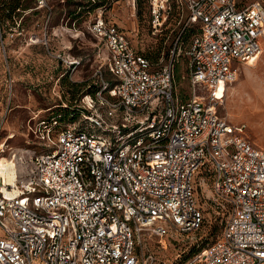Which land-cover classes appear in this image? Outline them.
Listing matches in <instances>:
<instances>
[{
  "label": "built area",
  "instance_id": "2783aa9c",
  "mask_svg": "<svg viewBox=\"0 0 264 264\" xmlns=\"http://www.w3.org/2000/svg\"><path fill=\"white\" fill-rule=\"evenodd\" d=\"M183 2L150 0L153 32ZM186 3L184 29L199 31L182 71L181 37L153 62L107 18V6L99 9L90 31L106 48L115 84L99 68L85 90L93 94L78 101L83 123L58 131L56 119L39 124L46 151L11 158L28 166L26 179L17 169L15 185L6 183L0 167V264H166L144 244L166 250L201 232L199 189L210 185L229 209L226 222L188 264H264V148L219 114L241 66L262 52L264 5ZM58 59L67 74L82 65L78 57Z\"/></svg>",
  "mask_w": 264,
  "mask_h": 264
},
{
  "label": "rangeland",
  "instance_id": "374dc122",
  "mask_svg": "<svg viewBox=\"0 0 264 264\" xmlns=\"http://www.w3.org/2000/svg\"><path fill=\"white\" fill-rule=\"evenodd\" d=\"M1 1L6 12L12 0ZM111 1L107 18L128 33L137 51L155 58L173 49L181 37L180 71L186 69L187 59L183 54L195 32H188L190 27L184 29L188 15L186 0L180 12L175 11L159 33L153 32L150 26L149 0ZM238 1L246 4L260 1L264 5V0ZM102 2L46 0L47 6L40 7L39 0H23L22 7L28 9L21 11L16 21H3L0 17V147L4 149L0 154L1 163H9L13 154H24L29 160L32 155L45 152V143L37 131L39 124L58 114L70 118L68 115L76 111L86 87L96 82L94 75L99 68L105 69L106 81L115 84L114 77L106 69V48L90 31ZM59 56L78 57L82 65L74 73L66 74ZM181 89L188 94L187 80H182ZM198 92H202L200 88ZM64 105L69 109L65 111ZM219 114L232 124L244 125V136L255 146L264 148V49L253 64L241 66L236 82L227 90ZM76 122L83 123L79 118ZM68 124V120L61 122L62 126ZM9 135L14 138L8 140ZM17 169L21 178L26 179L28 166L17 164ZM199 200L207 217L201 232L182 238L179 243H168L166 250L147 242L144 244L146 250L152 249L166 264H188L216 240L224 228L229 209L211 185L199 189Z\"/></svg>",
  "mask_w": 264,
  "mask_h": 264
},
{
  "label": "trees",
  "instance_id": "16d2710c",
  "mask_svg": "<svg viewBox=\"0 0 264 264\" xmlns=\"http://www.w3.org/2000/svg\"><path fill=\"white\" fill-rule=\"evenodd\" d=\"M22 1L23 0H12V2H11V5H10V7L9 8H7V10H6V12H4V8H5V6H3V3H2V1L0 0V17L3 19V21L5 20V19H9V20H12V22H14V21H16L15 19L16 18H19L20 16H21V11H25V10H27L28 8H23L22 6H23V4H22ZM111 0H103V2L101 3V7H103V6H107L108 7V9L110 10L111 9V7H112V4H111ZM149 2H150V0H149ZM178 12H180V11H178ZM150 15H151V13H150ZM150 21H151V16H150ZM150 26H151V23H150ZM197 29V30H196ZM196 29H194V28H190V30H188V32H194L193 34H192V37L194 36V35H196L197 33H198V31H199V29H198V27H196ZM185 33H187L186 32V30H185ZM192 39V38H191ZM190 42H191V40H190ZM165 54V56H168L169 55V51L168 52H162V53H159V54H157V57H155V58H153V55L152 54H148V55H145L147 58H149L150 60H152L153 62H157L159 59H160V57H161V55L162 54ZM67 74V73H66ZM87 93H92L93 94V92H94V90L93 89H88V91H86ZM84 93V92H83ZM77 102V101H76ZM65 107L63 108V109H65V111L66 110H68L69 108H68V106H66V105H64ZM76 111H74L73 113H71V114H69L68 116L70 117V118H68V119H66L65 117H63L64 115L62 114H58V115H56L55 117H53V118H51V120L52 119H56V121L58 122V126L56 127V129H57V131L59 130V129H61V128H63V127H66V126H68V125H71L72 123H75L76 122V120H77V118H80V111H79V109L77 108V109H75ZM51 120L50 121H48L49 123L51 122ZM65 120H68L69 122H70V124H68V125H65V126H62L61 125V122L62 121H65Z\"/></svg>",
  "mask_w": 264,
  "mask_h": 264
},
{
  "label": "bare ground",
  "instance_id": "6f19581e",
  "mask_svg": "<svg viewBox=\"0 0 264 264\" xmlns=\"http://www.w3.org/2000/svg\"><path fill=\"white\" fill-rule=\"evenodd\" d=\"M263 49H264V47H263ZM263 49H262V52H263ZM262 52H261V54H262ZM260 55L255 58L254 62L260 57ZM0 149H1V147H0ZM0 167H1V170L3 173V176L5 178V182L9 183L11 185L12 184L15 185L14 180L16 179V174H17V166H16L15 162L12 161L11 159H10L9 163L4 164V163L0 162ZM4 191L6 192V194H8V192H9L6 189H4Z\"/></svg>",
  "mask_w": 264,
  "mask_h": 264
},
{
  "label": "crops",
  "instance_id": "0c3cea01",
  "mask_svg": "<svg viewBox=\"0 0 264 264\" xmlns=\"http://www.w3.org/2000/svg\"><path fill=\"white\" fill-rule=\"evenodd\" d=\"M248 140H249L251 143H253V144H254V142H253V141H251V139H249V138H248ZM261 148H262V147H261Z\"/></svg>",
  "mask_w": 264,
  "mask_h": 264
}]
</instances>
